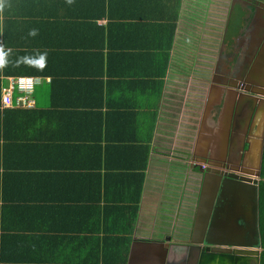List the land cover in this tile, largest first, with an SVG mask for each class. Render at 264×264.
<instances>
[{"label":"crops","instance_id":"crops-1","mask_svg":"<svg viewBox=\"0 0 264 264\" xmlns=\"http://www.w3.org/2000/svg\"><path fill=\"white\" fill-rule=\"evenodd\" d=\"M242 2L9 0L0 13V43L11 49L0 71V264H190L191 183L203 178L192 154L229 134L222 115L206 109L226 96L220 50L235 37ZM45 53L43 70L19 62ZM22 75L41 78L34 106L3 107L4 89ZM143 145L150 152L127 258L105 263L97 207L133 198L134 177L120 166ZM165 185L169 215L157 210ZM248 198L243 215L252 218ZM238 207L234 218L217 215L210 240L253 238L244 228L253 219L239 222Z\"/></svg>","mask_w":264,"mask_h":264},{"label":"flooded vegetation","instance_id":"flooded-vegetation-1","mask_svg":"<svg viewBox=\"0 0 264 264\" xmlns=\"http://www.w3.org/2000/svg\"><path fill=\"white\" fill-rule=\"evenodd\" d=\"M245 1L247 4L240 3L241 6L243 5L244 13L236 29L234 39L220 50V54L226 58L224 62L228 66L226 69H229V73L227 71L224 75L227 82L225 83L227 86L226 96L220 106L214 104L211 110V113L217 111L219 119L222 115L224 120L221 122L222 126L225 125L227 116L232 113L229 129L227 125L229 134L226 139L222 134L218 140L209 143V146L214 148V157H218L220 173L224 174V176L220 175L219 181L221 180L229 191L220 196L217 215L222 213L223 216L226 213L234 218L232 204H235L239 206L235 209V213L238 215L236 218H240L239 222H242L241 216H243L244 224L248 221L251 222V217L247 213L243 215V207L249 198L247 194L237 192L239 188L238 190L234 189L233 191L236 192L231 193L230 189L236 183L228 176L257 178L260 183L264 179V33L262 30L264 10L261 12L262 14L259 12L260 8L264 7V2L263 0ZM231 65H233V70H231ZM233 97L239 101V105L238 102L231 103ZM252 101L258 106V109H254L255 106ZM229 112L231 113L229 114ZM196 148L197 150L193 152L192 157L195 160L201 159L199 160L201 161L200 165L206 167L204 161H210L209 158L213 153L207 152L206 147ZM198 150L200 153H197ZM227 158L229 162L222 164V161ZM198 171L203 175V178H201L195 203L194 223L205 177L200 169ZM256 173H260V175L257 176ZM251 195L253 199V191ZM191 239L188 244L191 243Z\"/></svg>","mask_w":264,"mask_h":264},{"label":"water","instance_id":"water-1","mask_svg":"<svg viewBox=\"0 0 264 264\" xmlns=\"http://www.w3.org/2000/svg\"><path fill=\"white\" fill-rule=\"evenodd\" d=\"M262 30L264 33V27ZM231 70H233V66H231ZM249 96L251 97V95ZM233 102H238L239 105V101H237V99L234 97L231 103ZM252 104L255 106V108L258 107L253 101ZM234 105L235 103L232 105V109L234 108ZM212 106L213 104L209 102L206 113L209 114L211 112ZM230 113L231 112H229V114ZM227 117L228 119L226 121L229 129V122L230 118L232 117V113ZM213 151L214 148L209 146L207 152L213 153ZM206 160H208V158H206ZM209 160L210 161H204V165L206 167H203L202 165L199 166L200 171L204 173L205 177L203 179L201 188L198 213L194 223V234L191 239V243L185 245L187 248L192 247L194 249L190 264H250L251 261H253V264H260V256L263 250L259 221L260 181L257 178H251L247 176L241 178L237 175H234L235 177L232 175L228 176L233 182L235 181L236 183V185L231 187V193L236 192L233 190H238L239 188L237 192L245 193L247 196H249L253 191L254 208L252 210L251 218L253 221L251 226L244 227L245 231H251L253 238L248 240L246 239L248 237L245 236V240L238 243L233 241H224L221 243L219 241L210 240L208 236L216 232L217 225L214 227V223L219 221L217 216L219 211V198L220 196L224 195L225 192L229 191L227 190L225 184L221 180L219 181L220 175L224 176V174H221V170L217 169V167L220 168L219 162H217L218 157H214L213 153ZM227 162H229L228 158L223 160L222 164H226ZM256 175L259 176L260 173H256ZM245 247H251V249ZM162 264H168L167 257L162 260Z\"/></svg>","mask_w":264,"mask_h":264},{"label":"trees","instance_id":"trees-1","mask_svg":"<svg viewBox=\"0 0 264 264\" xmlns=\"http://www.w3.org/2000/svg\"><path fill=\"white\" fill-rule=\"evenodd\" d=\"M22 74L26 71H20ZM19 72V73H20ZM0 105H1V83H0ZM8 110H4V113ZM2 116V111H0ZM2 121V119H1ZM1 137V136H0ZM96 140L102 139V129ZM121 139H126L125 137ZM98 142V141H97ZM126 144V143H124ZM137 146V145H134ZM128 146H124L127 149ZM138 148V147H136ZM135 148V149H136ZM145 149V156L143 160L140 157L141 152L138 149ZM1 149V146H0ZM134 150L130 155L138 156L135 161H127L123 163L121 167V173L126 176H133L132 184L136 187V193L130 201H108V205L102 210L97 207V232L103 234V244H101V250L103 252V260L105 263H122L126 261L127 252L130 247L131 238L129 234L132 233L134 225L136 223L139 202L143 192V186L145 181V170L148 166V157L150 148L147 145H143ZM123 151V149H122ZM124 153V152H123ZM264 177V166H263ZM83 181V180H82ZM103 211V214H102ZM259 221L261 232L262 252L260 256V264H264V179L260 183L259 187ZM109 241H115L113 244ZM108 245H113L110 247Z\"/></svg>","mask_w":264,"mask_h":264},{"label":"built area","instance_id":"built-area-1","mask_svg":"<svg viewBox=\"0 0 264 264\" xmlns=\"http://www.w3.org/2000/svg\"><path fill=\"white\" fill-rule=\"evenodd\" d=\"M40 77L31 75H22L11 78L9 86L4 89L2 98L3 107L19 105V106H34L32 93L34 87L40 82ZM15 90L18 93L15 94Z\"/></svg>","mask_w":264,"mask_h":264},{"label":"clouds","instance_id":"clouds-1","mask_svg":"<svg viewBox=\"0 0 264 264\" xmlns=\"http://www.w3.org/2000/svg\"><path fill=\"white\" fill-rule=\"evenodd\" d=\"M69 3L72 2V0H68ZM9 6V0H0V13H3L6 7ZM29 35H36V31L33 30L29 33ZM11 53V49L5 50L2 43H0V71H3L4 68L8 66V56ZM46 53L40 55L38 58L34 57H23L20 58L19 62H26L30 64L31 66L38 67L40 70H43V68L46 66ZM18 62V63H19Z\"/></svg>","mask_w":264,"mask_h":264},{"label":"rangeland","instance_id":"rangeland-1","mask_svg":"<svg viewBox=\"0 0 264 264\" xmlns=\"http://www.w3.org/2000/svg\"><path fill=\"white\" fill-rule=\"evenodd\" d=\"M166 136L162 135V143L164 142V139H165ZM163 173L162 170L159 168L156 173H155V176L159 179V176H163ZM192 185V188H193V192H192V195H193V200H196L197 196H198V192H197V186H200L199 185V181H197V185H194L193 183H191ZM169 186L168 185H165V190L164 192L167 194L164 198L167 199L166 201H160L159 205L157 206V210L158 212H163L165 213L166 215H169L170 213L172 214L175 210V204L173 202H171V199L170 197H168V194L169 193ZM160 191H162L161 189H159ZM159 197L158 194H155V198ZM148 202H145L144 203V206L146 208ZM194 206V205H193Z\"/></svg>","mask_w":264,"mask_h":264}]
</instances>
